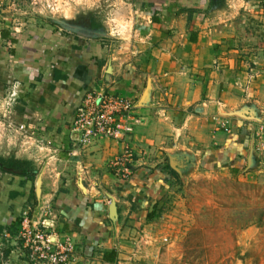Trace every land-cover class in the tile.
Wrapping results in <instances>:
<instances>
[{
  "label": "crops",
  "instance_id": "0c3cea01",
  "mask_svg": "<svg viewBox=\"0 0 264 264\" xmlns=\"http://www.w3.org/2000/svg\"><path fill=\"white\" fill-rule=\"evenodd\" d=\"M112 4L120 7L87 0L88 14L76 6L51 25L0 23V83L20 82L19 94L10 89L17 102L7 108L10 125L22 133L2 130L0 158L38 167L34 180L5 168L3 178L17 186L8 197L22 196L24 184L25 191L50 192L41 195L55 229L75 245L72 264H143L122 252L124 233L144 230L131 227L135 217L154 222L147 215L172 174L189 171L178 159L188 160L201 142L217 143L224 158L264 172V25L255 28L258 36L244 37L229 22L237 14L233 0ZM104 91L136 100L137 131L125 141L98 137L83 144L73 126L77 110L89 92ZM133 140L159 148L156 161L131 179H117L108 161Z\"/></svg>",
  "mask_w": 264,
  "mask_h": 264
},
{
  "label": "rangeland",
  "instance_id": "374dc122",
  "mask_svg": "<svg viewBox=\"0 0 264 264\" xmlns=\"http://www.w3.org/2000/svg\"><path fill=\"white\" fill-rule=\"evenodd\" d=\"M112 1L114 0H109L110 10L120 7L112 4ZM248 2L250 5L247 6ZM233 5L237 14L229 22L236 25L244 37L258 36L260 32L255 28L264 25V21H261L264 0H233ZM76 6L78 10L83 7L82 11L89 13V10L86 11L87 0H0V23L19 28L51 25L62 20L64 12ZM3 80L0 90L5 91V95L0 99H3L5 108L0 109V133L8 130L7 135L22 136L20 131L10 125L13 122L12 112L7 108L17 102L18 98L13 92L11 98L10 89L19 94L20 82L17 85V79ZM136 131L135 129L130 136ZM219 142L225 143L221 140ZM128 144L133 150L135 160L133 173L129 177L122 178L113 169L115 161L124 154V147L108 161L110 172L117 179L135 177L141 167L154 163L157 158L159 148L154 150V145L142 147L134 140ZM214 145L215 143L206 140L196 146L197 151L191 150L192 155L188 160L178 159L189 171L184 175L172 174L168 180L169 186L161 193L158 207L152 209L157 214L153 223L146 224L142 221L144 217H135L132 220L133 229L138 232L141 228L144 230L139 234L135 231L124 233L126 238H122V252L125 255L130 251L132 256L129 253L128 257H142L143 264H264V172L262 168H254L250 162L238 165L232 158H224L215 152L217 143L216 147ZM160 150L164 152L162 156L166 159V150ZM197 157H200L199 161ZM174 162L178 167L177 162ZM1 169L0 264H46L40 256L26 248L21 233L24 222H29L32 228L52 226L50 207L46 205L47 202L44 204L47 198L43 199L41 195L50 192L35 185L29 193L28 190L25 191L24 184L19 186L23 197H17L18 193L14 196L12 192V198H9V189L17 186L12 180L6 181L3 178L5 172L2 171L4 168ZM32 169L38 171L37 166L32 165ZM100 176H103L101 171L97 177ZM49 180L52 182L53 177ZM94 185L99 186L97 182ZM12 221L15 225L8 227ZM60 236L61 239L58 240L64 239V235ZM144 251L152 254H145ZM134 254L137 256L134 257ZM147 256L149 259H144Z\"/></svg>",
  "mask_w": 264,
  "mask_h": 264
},
{
  "label": "built area",
  "instance_id": "2783aa9c",
  "mask_svg": "<svg viewBox=\"0 0 264 264\" xmlns=\"http://www.w3.org/2000/svg\"><path fill=\"white\" fill-rule=\"evenodd\" d=\"M135 107L136 100L127 95L111 91L89 92L77 110L74 130L80 134L83 144L98 137L125 141L140 122L134 114ZM133 120L135 122H132ZM262 131L264 132V127ZM134 164L133 150L130 145H126L124 154L115 161L113 169L116 175L127 178L133 173ZM29 224L24 222L25 226L21 233L26 248L40 256L46 264L73 263L75 245L70 239L58 240L61 234L53 224L48 228L42 226L32 228Z\"/></svg>",
  "mask_w": 264,
  "mask_h": 264
},
{
  "label": "trees",
  "instance_id": "16d2710c",
  "mask_svg": "<svg viewBox=\"0 0 264 264\" xmlns=\"http://www.w3.org/2000/svg\"><path fill=\"white\" fill-rule=\"evenodd\" d=\"M0 163H2V171H6L5 168H12L13 170H19L20 176L26 177L29 180H33L36 176V172L33 171V169L30 166V163L28 161H21L18 159L15 160H7L4 158H0ZM156 208L158 205L155 206ZM157 214L155 213V210H152V212H149L147 215L148 220H153L156 217Z\"/></svg>",
  "mask_w": 264,
  "mask_h": 264
}]
</instances>
